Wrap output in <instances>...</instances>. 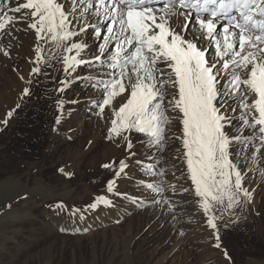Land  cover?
<instances>
[{
	"label": "snow or ice",
	"instance_id": "obj_1",
	"mask_svg": "<svg viewBox=\"0 0 264 264\" xmlns=\"http://www.w3.org/2000/svg\"><path fill=\"white\" fill-rule=\"evenodd\" d=\"M20 32L35 38L27 76L13 66L26 85L21 100L40 78H52L50 69L63 77L56 93L73 80L100 93L90 104L107 125L105 139L126 153L101 165L114 173L107 193L126 197L117 181L137 156V134L149 161H135L148 194L138 207L158 208L177 223L199 213L212 246L221 248V226L236 223L237 210L253 201L248 174L264 178V0H0V57L13 58ZM88 35L95 37L90 56ZM20 107L0 124L7 126ZM56 107L59 125L64 100ZM101 205L113 201L100 195L72 214L84 219Z\"/></svg>",
	"mask_w": 264,
	"mask_h": 264
},
{
	"label": "rangeland",
	"instance_id": "obj_2",
	"mask_svg": "<svg viewBox=\"0 0 264 264\" xmlns=\"http://www.w3.org/2000/svg\"><path fill=\"white\" fill-rule=\"evenodd\" d=\"M90 38L94 39L93 36ZM52 83L53 80L49 79L40 85L38 93L34 95L36 99L32 108L19 110L14 126L8 123L0 129V264H122L126 260L125 256L124 260L111 259L112 261L104 254L105 257L96 256L97 251L92 250L94 245L86 235H72L53 224L54 202L65 204V200L74 197L72 200H75V205H78L80 199L87 203L88 197L94 199L96 195L105 192L106 184L114 173L107 169L108 173L102 176L99 174L102 170L97 171L98 175L84 171L81 176L76 173L74 177L65 178L62 182L55 181L58 169L67 160L70 149L63 148L64 152L54 153L52 157L46 155L47 133L54 127L55 118L48 106L53 101ZM81 88H84L82 84ZM38 162L41 163L40 168H34L33 164ZM165 166L171 167L169 162ZM257 174L258 179L259 173ZM26 179H29V186L25 183ZM259 182L258 196L251 206L237 210L236 223L227 228L221 226L222 248L218 250L212 247V233L204 226L199 213H195L196 215L185 220L174 242L165 246L153 264L158 259V264H181L186 260L189 264H221L222 249H227L232 264H249L253 260L264 259V239L257 234L261 230L260 221L264 222V178H260ZM84 183L89 185L92 192H85L79 186ZM3 203L4 207L1 209ZM139 209L136 211L138 223L142 222L147 212L145 207ZM15 214L18 216L11 222ZM124 228L123 224L119 227L121 236L125 234ZM185 240L187 244L173 256ZM98 243L101 253L102 245ZM142 263L146 264V261Z\"/></svg>",
	"mask_w": 264,
	"mask_h": 264
},
{
	"label": "bare ground",
	"instance_id": "obj_3",
	"mask_svg": "<svg viewBox=\"0 0 264 264\" xmlns=\"http://www.w3.org/2000/svg\"><path fill=\"white\" fill-rule=\"evenodd\" d=\"M17 35L20 37V41L18 48L13 52V58L8 60L6 58L0 57V120L5 119L6 113L10 109L15 108L17 103L21 104V107L9 120V123L12 126L15 125L17 112L23 108H32L33 101L36 99V96L34 95L38 93L40 85L49 80L47 77L40 78V83L34 86L33 92L31 94V96H34V98L30 96L24 98L23 100L20 99L21 89L26 85L23 81L17 78V73L13 71V66H17L22 69L24 75L27 76L31 67L27 61V58L33 55L32 46L35 42V38L31 32H20ZM90 36L91 35L84 37L90 45V48L86 53L88 56L95 52V37L93 36L94 39L91 40ZM17 52L19 55L16 54ZM49 71L52 73L51 79L53 80L51 86L53 101L50 105L48 104V106L50 107L51 115L55 117L53 119V125L55 128H57V131H53L54 127H52L47 133L48 148H46L48 149V153H46V155H50L49 157H52L54 153L61 152L63 148L70 149L67 160L62 162L60 165V167H63L66 172H71L72 176L76 173L81 176L84 171L96 174L98 173V170H102L99 174L105 176L106 173H108V170L101 167V165L109 162L111 159H116L118 163L120 159H124L126 153L122 149L116 148L105 139L107 125L105 124L104 120H101L97 116L94 106L90 104V101L99 99L100 93L87 88L83 80H73L64 92L56 93L55 88L58 87L56 80L58 77H63L55 69H50ZM84 74H86V70ZM81 84L84 86V88H81ZM82 89H84V91ZM58 98L64 100V108L61 115V122L59 125L55 126V121L58 115L56 107V100ZM72 100H77L79 102L70 103L69 101ZM36 101H38V99ZM92 113L94 115H92ZM105 115H108L107 110ZM2 127L3 124H0V129ZM81 139L86 140L82 142L80 141ZM143 139V137L133 134L132 140L135 145L133 151L137 152V156L128 161L129 168L127 169V176H122L117 181V190L119 192L125 193L126 197L108 194L107 190H105V192L100 193V195H105L111 199L113 201V205L111 207L101 205L95 211L88 210L84 212V219H80V213H77L76 215H73L72 213L75 209H85L94 200L93 198L88 197L87 203H84V201L80 199V201L78 200V205H75V200H72L74 197H72L64 201V209L52 208L54 209L55 213V215L52 217L53 224L60 227L61 230H67L72 235H86L85 237H88L91 244L94 245L92 250L97 251L96 256L106 255L110 260H124L123 257L125 256L126 260L122 264H140L143 261H146V264H153V261L156 260L155 258L165 249V246L174 242L173 240L177 234H179L178 232L182 227V224L186 222L185 220H187V218H189L188 216H185L182 222L177 223L176 221L170 219L167 213H161L158 208L154 209L153 207L148 206L145 207L147 212L145 213L142 222L138 223L136 213L137 209L140 208L138 207V204L140 201L148 203V194L142 193L139 187L140 178L143 175L142 169L140 165L135 163L137 159H140L144 162H149L148 150L143 146ZM178 146L179 141H176L175 144L169 146L172 151L169 153L170 156L175 154V148ZM175 163L177 167H183L182 161H175ZM169 165L172 166L171 160H169ZM40 166V162L33 164L34 168H40ZM257 173L259 172L253 170L248 174L247 186H249L250 189H254L252 203L258 196L257 187L261 184L259 181L262 177L259 175V178L257 179ZM177 175H179V173H177ZM65 178L67 179L68 177L58 172L55 177V181L62 182L65 180ZM112 178L113 176H110L109 180ZM82 179L81 182L83 181ZM172 179L174 180V178ZM10 181L16 182L13 180ZM28 181L29 179H26L25 181L27 186H29ZM79 186L84 188L85 192H92L87 183L79 184ZM50 188L53 189L52 186ZM95 197H97V195ZM134 198L136 203L133 202ZM58 202H54V205ZM2 206L4 207V203L1 205V209ZM46 206L47 205H45V207ZM17 216L18 215L15 214L11 222H14ZM263 223L260 221L259 228L261 230H258L259 232L257 234L259 237L264 239ZM121 224L125 225L124 236H121L118 232ZM208 231L211 232V230ZM98 242H100L102 245L101 253L99 252L100 249H98ZM185 244H187L186 240L183 242L180 249L174 252L172 255L174 256L177 252L182 250ZM201 244L203 243L201 242ZM220 255H222L221 264H232L231 261L225 258L223 252H220ZM262 260L257 259L251 262L249 261V264H264V259ZM158 261L159 259L155 261L154 264H158ZM181 264H189V261L186 260Z\"/></svg>",
	"mask_w": 264,
	"mask_h": 264
}]
</instances>
